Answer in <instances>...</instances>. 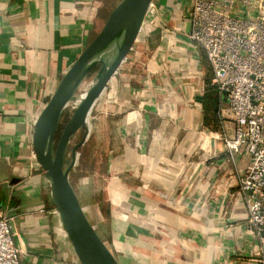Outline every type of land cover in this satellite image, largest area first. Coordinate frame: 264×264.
I'll return each instance as SVG.
<instances>
[{"label":"crops","instance_id":"0c3cea01","mask_svg":"<svg viewBox=\"0 0 264 264\" xmlns=\"http://www.w3.org/2000/svg\"><path fill=\"white\" fill-rule=\"evenodd\" d=\"M120 1L0 0L1 211L14 217L23 264H81L49 180L31 169L33 136L45 99ZM190 17L191 0H154L89 117L87 202L122 264H250L257 249L237 186L251 160L228 161L217 137L220 99Z\"/></svg>","mask_w":264,"mask_h":264},{"label":"built area","instance_id":"2783aa9c","mask_svg":"<svg viewBox=\"0 0 264 264\" xmlns=\"http://www.w3.org/2000/svg\"><path fill=\"white\" fill-rule=\"evenodd\" d=\"M153 7L154 2L149 11ZM190 21L189 39L196 52H205L210 84L220 99L223 135L217 137L228 161L235 163L244 154L251 160L238 172L237 186L255 233L257 249L250 264H264V0H191ZM228 122L235 126L233 136ZM32 154L31 169L45 174ZM13 219L0 211V264H23Z\"/></svg>","mask_w":264,"mask_h":264},{"label":"water","instance_id":"95a60500","mask_svg":"<svg viewBox=\"0 0 264 264\" xmlns=\"http://www.w3.org/2000/svg\"><path fill=\"white\" fill-rule=\"evenodd\" d=\"M154 0H121L110 13L97 36L86 46L63 76L52 96L45 99L34 136L33 151L50 182L53 205L60 216L67 237L81 264H122L89 219L71 181L77 152L90 133L89 117L112 77L135 46ZM97 70L93 86L58 133L69 104L80 86ZM83 132L72 149L71 163L66 166L72 140ZM19 182L14 178L12 183ZM6 206L0 196V211Z\"/></svg>","mask_w":264,"mask_h":264},{"label":"rangeland","instance_id":"374dc122","mask_svg":"<svg viewBox=\"0 0 264 264\" xmlns=\"http://www.w3.org/2000/svg\"><path fill=\"white\" fill-rule=\"evenodd\" d=\"M96 73H97V70L93 71L85 81L87 83L95 81ZM73 112H74V110H71L70 108H68L66 110L62 126L60 128L59 133H58L57 140L59 139V136H60L64 126L66 125V123L68 122L70 117L72 116ZM82 135H83V132L81 131L72 140L70 147H69V150H68L66 166H68L71 163L72 149L81 140ZM86 144H89V143H86ZM86 150H88V149H86ZM85 152L86 151L84 149L82 150V147L77 152L76 163H75V166H74L72 173H71V181H72L74 187L77 189L80 196L82 197L81 203L83 204L84 210L86 211L89 219L93 223V221H92V210H91L90 204L87 202V197L91 196L92 193H90V192H92V191H91V187L88 186L87 180L89 179V175H91L94 172H93L92 168H88L89 167V163L87 160L88 155ZM8 181L9 180H7V178H4L3 180L0 179V189L2 186H7L9 184ZM0 195H2V194H0ZM94 223L96 224V227L98 228V230L100 232L103 231L102 225L99 223V221L96 222V220H95ZM102 233H103V235L105 234L104 232H102ZM104 236H105V238H107L106 241L110 245V240L108 239V235L105 234Z\"/></svg>","mask_w":264,"mask_h":264},{"label":"bare ground","instance_id":"6f19581e","mask_svg":"<svg viewBox=\"0 0 264 264\" xmlns=\"http://www.w3.org/2000/svg\"><path fill=\"white\" fill-rule=\"evenodd\" d=\"M94 81L87 83L86 81L80 86L75 99L69 104L68 108L75 110L76 107L81 103L85 98L90 88L93 86ZM67 108V109H68Z\"/></svg>","mask_w":264,"mask_h":264}]
</instances>
